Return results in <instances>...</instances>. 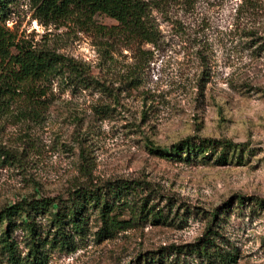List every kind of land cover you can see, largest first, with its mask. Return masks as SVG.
Here are the masks:
<instances>
[{
  "label": "rangeland",
  "instance_id": "obj_1",
  "mask_svg": "<svg viewBox=\"0 0 264 264\" xmlns=\"http://www.w3.org/2000/svg\"><path fill=\"white\" fill-rule=\"evenodd\" d=\"M144 1L157 41H111L109 52L92 28L46 27L30 0L13 6L12 31L85 62L100 84L72 89L56 79L37 114L0 100V210L32 195L66 198L83 182L143 181L158 192L149 205L168 218L150 214L103 238L95 214L79 247L54 250L48 264H206L185 247L210 229L215 243L237 249L233 264H264V0ZM190 136L244 151L223 162L171 148ZM23 237L13 234L25 255Z\"/></svg>",
  "mask_w": 264,
  "mask_h": 264
},
{
  "label": "trees",
  "instance_id": "obj_2",
  "mask_svg": "<svg viewBox=\"0 0 264 264\" xmlns=\"http://www.w3.org/2000/svg\"><path fill=\"white\" fill-rule=\"evenodd\" d=\"M30 1L34 9L33 18L40 24L61 26L72 21L92 28L101 38L100 44L106 52H109L111 41H122L124 46L132 48L155 43L158 38L151 7L144 0ZM17 2L0 0V100L19 102L37 114L44 105L43 97L49 93L56 79L72 89L96 88L100 80L90 76L85 62L58 52L47 41L19 35L8 27L7 21ZM98 14L107 15L116 23L99 24L95 20ZM243 146L227 139L190 136L171 148L177 154L185 152L189 158L218 154V160L225 162L238 148L240 153L244 151ZM155 150L164 152L159 148ZM147 188L150 191L144 194ZM157 193L143 181L118 179L103 184L90 181L76 185L66 198L61 195H32L5 206L0 210V264H48L54 250L75 251L80 240L87 235L89 222L95 214L101 222L97 234L103 238H111L119 231L133 227L150 214L153 219H166L169 213H163L157 201L149 205L157 198ZM257 204L262 205L260 202ZM125 214H130V219L122 218ZM220 216L214 213L215 219ZM16 230L23 232L27 248L25 255L20 253L19 244L13 239ZM210 231L196 244L186 246L185 254H195L206 264L235 263L237 249L222 248L210 236L216 234L215 231ZM172 249L173 253H182L181 247Z\"/></svg>",
  "mask_w": 264,
  "mask_h": 264
}]
</instances>
